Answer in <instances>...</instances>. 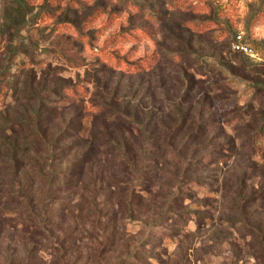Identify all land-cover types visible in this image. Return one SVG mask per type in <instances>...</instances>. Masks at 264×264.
I'll return each mask as SVG.
<instances>
[{
  "label": "rangeland",
  "instance_id": "374dc122",
  "mask_svg": "<svg viewBox=\"0 0 264 264\" xmlns=\"http://www.w3.org/2000/svg\"><path fill=\"white\" fill-rule=\"evenodd\" d=\"M0 264H264V0H0Z\"/></svg>",
  "mask_w": 264,
  "mask_h": 264
},
{
  "label": "trees",
  "instance_id": "16d2710c",
  "mask_svg": "<svg viewBox=\"0 0 264 264\" xmlns=\"http://www.w3.org/2000/svg\"><path fill=\"white\" fill-rule=\"evenodd\" d=\"M142 30H140V31H142ZM123 36L124 35H122V34H118V35H115V38L120 40ZM118 43H121V42L118 41ZM107 55L108 56H106V58L102 61L103 64L109 66L111 69H118V70H121L122 72H125V73L134 74V73L143 72V71L148 70L151 66V65L145 63L144 60L129 63V62H126L123 58H120V57H117L114 55H110V54H107ZM55 90H56L57 94L63 93L64 97H67V99H69V100L80 99L79 96L84 95L86 92V90L84 88L77 87L73 84H67L66 86L55 87ZM58 96H56V97H58ZM76 118H78V117H76ZM73 119L74 118H72L70 120V122H72ZM69 126L70 125H68V127L66 129H69L70 128ZM78 126H79V121H78ZM8 128H12V125H10ZM262 130H263L262 128H259V132H261ZM10 132H11L10 134L14 133L13 130H10ZM26 134L28 135L27 138L29 139V142H32V139L35 142H37V140L41 141L40 144H42L43 147L45 148V151L48 154L49 160H52V159L56 160L57 153H55V152L57 151V147H55L56 140L54 139V137L47 139L43 134L41 135L37 130H33V131L31 130L30 132L28 131ZM64 135L65 134H63L62 136H64ZM13 136L15 137L14 141H16V142H19L21 139H25V137H21V136L19 137L16 134ZM61 138L64 139L66 137H61ZM59 140H61V139H59ZM222 158L223 157L221 156V158H219V160H221ZM47 163L48 162H46V165H47ZM69 173H70V171H69ZM45 175L47 176V178L50 179V177L53 176V173H52V171H50V169L47 168V172ZM142 184H141V186H143ZM46 218H47L46 215L32 212L31 218L29 219L30 220L29 221L30 227H32L36 233L38 232V235H40L42 238L52 239V236L50 234L49 227H48L49 226L48 220ZM162 218H163V216L161 215V216H159V218L155 219L152 222V226H154V228L160 230L161 232L159 234L150 236L151 239H154L158 242L157 245H154V246L156 248L160 247V249L163 247V246H160L161 241L164 240L166 242L175 243L178 240L179 237H177V233L171 228H178L181 224H183V227H185L187 222L191 218H193L194 220L198 219L197 216H191V215H189L187 220L183 219L181 216H176V217H174L175 220H174V223L172 225H170L169 227H164L163 223H162ZM172 226H174V227H172ZM158 251H159V249H158ZM128 261H131V260H128Z\"/></svg>",
  "mask_w": 264,
  "mask_h": 264
},
{
  "label": "built area",
  "instance_id": "2783aa9c",
  "mask_svg": "<svg viewBox=\"0 0 264 264\" xmlns=\"http://www.w3.org/2000/svg\"><path fill=\"white\" fill-rule=\"evenodd\" d=\"M232 49L237 52L244 53L249 56H253L254 53L252 49L243 43L240 35H236L235 40L232 42Z\"/></svg>",
  "mask_w": 264,
  "mask_h": 264
}]
</instances>
